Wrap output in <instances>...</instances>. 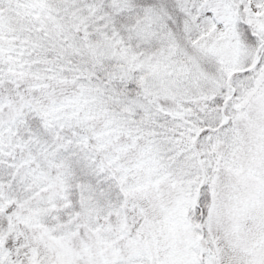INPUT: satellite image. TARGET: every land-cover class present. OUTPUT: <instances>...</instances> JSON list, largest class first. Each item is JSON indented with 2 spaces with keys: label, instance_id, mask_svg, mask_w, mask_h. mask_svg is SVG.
<instances>
[{
  "label": "snow or ice",
  "instance_id": "snow-or-ice-1",
  "mask_svg": "<svg viewBox=\"0 0 264 264\" xmlns=\"http://www.w3.org/2000/svg\"><path fill=\"white\" fill-rule=\"evenodd\" d=\"M0 264H264V0H0Z\"/></svg>",
  "mask_w": 264,
  "mask_h": 264
}]
</instances>
